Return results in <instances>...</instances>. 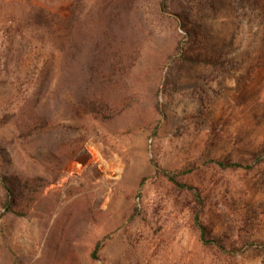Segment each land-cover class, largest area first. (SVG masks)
I'll list each match as a JSON object with an SVG mask.
<instances>
[{
    "label": "rangeland",
    "instance_id": "obj_1",
    "mask_svg": "<svg viewBox=\"0 0 264 264\" xmlns=\"http://www.w3.org/2000/svg\"><path fill=\"white\" fill-rule=\"evenodd\" d=\"M161 1L0 0V138L40 186L0 209V264H264V0ZM29 3L79 15L55 125L30 144L14 114L47 47L3 43ZM70 89L105 115H76ZM82 137L97 159L62 161Z\"/></svg>",
    "mask_w": 264,
    "mask_h": 264
},
{
    "label": "trees",
    "instance_id": "obj_2",
    "mask_svg": "<svg viewBox=\"0 0 264 264\" xmlns=\"http://www.w3.org/2000/svg\"><path fill=\"white\" fill-rule=\"evenodd\" d=\"M159 5L162 11L167 9L166 0H162ZM75 8L76 6L72 7L67 14H61L29 3L23 6L18 16L9 19L8 25L5 26L3 43L8 52H12L13 47L21 50L23 46L29 45L34 40L42 47H47L45 60L39 67L34 80L26 87L27 92L21 98L14 114V128L26 143L30 144L38 133L49 130L55 125V120H51L48 109L59 101L58 90L60 87H65L63 80L67 66L75 59L76 49H78L76 46L79 41L77 37L79 15H76ZM175 15L179 27L185 31L186 35H190L192 31L187 24L186 16L180 13ZM54 32H58V35L54 36ZM177 50H182L181 44L177 46ZM71 93H68V97L63 96L62 99L65 98L64 103L74 109L76 115L81 113L101 117L105 115L108 105L98 93H85V91L75 93L72 90ZM7 140L12 141L11 138H0V209L5 212H14L23 200L30 193L39 190L40 186L36 185V178L15 164L12 151L7 146L9 143ZM84 141L85 137H82L72 142L63 154L62 161L66 162L81 154L85 150L81 147ZM49 154L51 155V152ZM218 163L223 165L222 162ZM229 165L241 166L237 162ZM58 172L61 173V168ZM195 222L202 243H214V240L209 237L206 226L198 219ZM246 247L248 246L244 245L240 250L243 251Z\"/></svg>",
    "mask_w": 264,
    "mask_h": 264
},
{
    "label": "water",
    "instance_id": "obj_3",
    "mask_svg": "<svg viewBox=\"0 0 264 264\" xmlns=\"http://www.w3.org/2000/svg\"><path fill=\"white\" fill-rule=\"evenodd\" d=\"M91 158H92L91 154L87 150H84L81 154H79L78 156L75 157V160L81 162L82 164L87 165L90 163ZM88 161H89V163H88ZM68 167L71 170H75L74 167L72 166V164H69Z\"/></svg>",
    "mask_w": 264,
    "mask_h": 264
},
{
    "label": "bare ground",
    "instance_id": "obj_4",
    "mask_svg": "<svg viewBox=\"0 0 264 264\" xmlns=\"http://www.w3.org/2000/svg\"><path fill=\"white\" fill-rule=\"evenodd\" d=\"M98 153V152H97ZM101 154V153H100ZM93 155H94V153H93ZM102 155V154H101ZM97 156V155H96ZM96 156H93L91 159H90V161H92V160H94L95 158H96ZM101 157V156H100ZM97 159V158H96ZM88 163H89V161H88ZM119 163V162H118ZM101 164V163H100Z\"/></svg>",
    "mask_w": 264,
    "mask_h": 264
}]
</instances>
